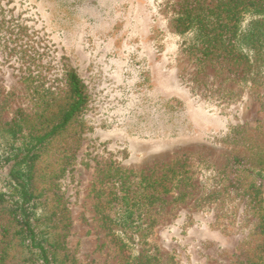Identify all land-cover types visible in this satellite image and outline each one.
<instances>
[{
  "label": "rangeland",
  "instance_id": "rangeland-1",
  "mask_svg": "<svg viewBox=\"0 0 264 264\" xmlns=\"http://www.w3.org/2000/svg\"><path fill=\"white\" fill-rule=\"evenodd\" d=\"M179 1L0 0V118L34 111L28 75L64 91L74 68L90 96L77 160L62 182L76 264H146L124 259L103 219L115 168L155 177L186 158L179 185L143 208L138 252L160 264L262 260L264 192L233 159L261 158L249 145L264 146V83L240 81L229 63L202 67L173 28ZM153 29L165 31L161 52ZM172 96L184 101L180 112L170 109ZM240 126L249 145L228 139ZM8 223L0 218V251ZM25 255L12 252L3 264H26Z\"/></svg>",
  "mask_w": 264,
  "mask_h": 264
},
{
  "label": "trees",
  "instance_id": "trees-1",
  "mask_svg": "<svg viewBox=\"0 0 264 264\" xmlns=\"http://www.w3.org/2000/svg\"><path fill=\"white\" fill-rule=\"evenodd\" d=\"M172 25L184 48L199 55L202 67L214 61L229 63L240 81L264 83V0H180ZM152 40L163 51L165 31L153 29ZM40 79L33 75L26 79L33 112L18 109L12 119L0 118V218H9L2 227L5 240L0 264L15 251L26 252V264H76L67 245L72 221L62 182L77 160L84 132L82 115L90 96L74 68L66 69L64 91ZM169 100L176 103L170 109L180 112L185 107L177 96ZM75 123L80 130L70 134ZM244 131L245 126L237 127L228 139L249 145ZM249 146L261 156L258 162L233 160L254 174L263 193L264 146ZM189 159L174 162L155 177L115 168L111 197L102 206L108 209L103 219L127 262L146 258V264H160L158 256L137 250L138 236L146 230L142 210L162 201L160 195L179 185ZM260 228L264 233V213ZM261 259L264 264V251Z\"/></svg>",
  "mask_w": 264,
  "mask_h": 264
}]
</instances>
